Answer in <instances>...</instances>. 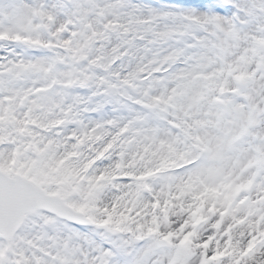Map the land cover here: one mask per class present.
I'll use <instances>...</instances> for the list:
<instances>
[{"label":"snow or ice","instance_id":"6c2138e0","mask_svg":"<svg viewBox=\"0 0 264 264\" xmlns=\"http://www.w3.org/2000/svg\"><path fill=\"white\" fill-rule=\"evenodd\" d=\"M0 264H264V0H0Z\"/></svg>","mask_w":264,"mask_h":264}]
</instances>
